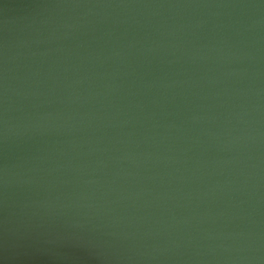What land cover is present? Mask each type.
<instances>
[{
	"label": "water",
	"instance_id": "1",
	"mask_svg": "<svg viewBox=\"0 0 264 264\" xmlns=\"http://www.w3.org/2000/svg\"><path fill=\"white\" fill-rule=\"evenodd\" d=\"M0 264H264V0H0Z\"/></svg>",
	"mask_w": 264,
	"mask_h": 264
}]
</instances>
